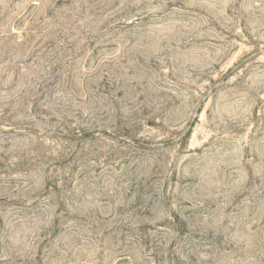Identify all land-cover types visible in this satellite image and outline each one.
<instances>
[{
    "label": "rangeland",
    "instance_id": "rangeland-1",
    "mask_svg": "<svg viewBox=\"0 0 264 264\" xmlns=\"http://www.w3.org/2000/svg\"><path fill=\"white\" fill-rule=\"evenodd\" d=\"M0 264H264V0H0Z\"/></svg>",
    "mask_w": 264,
    "mask_h": 264
}]
</instances>
